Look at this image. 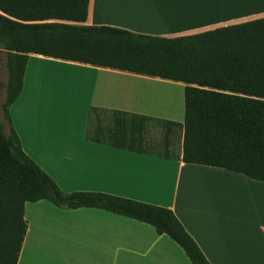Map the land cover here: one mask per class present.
I'll list each match as a JSON object with an SVG mask.
<instances>
[{
	"label": "crops",
	"instance_id": "crops-1",
	"mask_svg": "<svg viewBox=\"0 0 264 264\" xmlns=\"http://www.w3.org/2000/svg\"><path fill=\"white\" fill-rule=\"evenodd\" d=\"M264 17V0H89L83 26L175 38ZM185 84L30 55L4 134L66 194L93 192L171 210L209 264H264V182L86 139L92 110L182 123ZM81 108L80 121L56 116ZM198 174L209 175L194 196ZM211 177V178H210ZM217 177V178H212ZM17 264H191L148 224L97 208L26 203Z\"/></svg>",
	"mask_w": 264,
	"mask_h": 264
},
{
	"label": "trees",
	"instance_id": "trees-1",
	"mask_svg": "<svg viewBox=\"0 0 264 264\" xmlns=\"http://www.w3.org/2000/svg\"><path fill=\"white\" fill-rule=\"evenodd\" d=\"M89 0H0V52L7 72L4 119L18 99L30 55L157 77L185 84L182 123L162 121L166 151L182 130L181 161L225 169L264 182V17L198 34L159 38L83 26ZM98 122L104 110L93 109ZM88 141L130 152L145 149L142 115L111 111ZM41 200L60 209L97 208L166 235L191 264H209L174 213L163 207L93 192L63 193L0 122V264H17L26 234L24 206Z\"/></svg>",
	"mask_w": 264,
	"mask_h": 264
},
{
	"label": "rangeland",
	"instance_id": "rangeland-1",
	"mask_svg": "<svg viewBox=\"0 0 264 264\" xmlns=\"http://www.w3.org/2000/svg\"><path fill=\"white\" fill-rule=\"evenodd\" d=\"M7 81V72L4 65V55L0 52V82L6 83ZM5 100V90L0 89V121L3 113H2V104ZM56 116L60 118H70L74 120L81 121L84 110L81 108H58L55 110ZM183 118H178V121H182ZM101 124L107 130H111L113 128L112 118L109 114L104 115L101 118V121L98 122L96 118L93 116L90 119L88 132H91L95 129V127ZM144 139H145V149L152 154L162 155L166 151V147L164 145V137L165 130L162 126V121L158 119L148 118L145 122L144 128ZM171 145L169 147V155L175 157L179 154L181 150V141H182V130L179 127H176L172 131L171 135ZM209 175L206 174H198L197 179L194 180V196L196 195L197 189L204 185V181L208 179ZM211 178V177H210ZM217 178V177H212Z\"/></svg>",
	"mask_w": 264,
	"mask_h": 264
}]
</instances>
